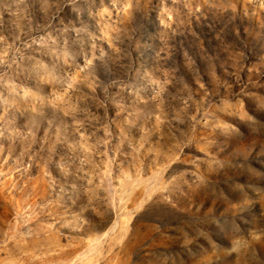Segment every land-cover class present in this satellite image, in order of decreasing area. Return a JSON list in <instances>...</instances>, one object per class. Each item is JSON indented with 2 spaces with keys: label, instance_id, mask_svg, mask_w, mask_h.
<instances>
[{
  "label": "rangeland",
  "instance_id": "obj_1",
  "mask_svg": "<svg viewBox=\"0 0 264 264\" xmlns=\"http://www.w3.org/2000/svg\"><path fill=\"white\" fill-rule=\"evenodd\" d=\"M0 264H264V0H0Z\"/></svg>",
  "mask_w": 264,
  "mask_h": 264
}]
</instances>
